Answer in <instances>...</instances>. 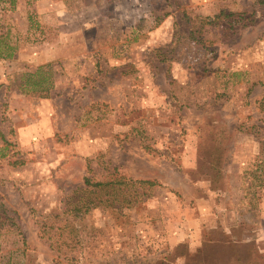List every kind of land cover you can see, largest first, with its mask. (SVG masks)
<instances>
[{"label":"rangeland","instance_id":"obj_1","mask_svg":"<svg viewBox=\"0 0 264 264\" xmlns=\"http://www.w3.org/2000/svg\"><path fill=\"white\" fill-rule=\"evenodd\" d=\"M0 54V264H264V0H0Z\"/></svg>","mask_w":264,"mask_h":264},{"label":"trees","instance_id":"obj_2","mask_svg":"<svg viewBox=\"0 0 264 264\" xmlns=\"http://www.w3.org/2000/svg\"><path fill=\"white\" fill-rule=\"evenodd\" d=\"M0 55H2V54H0ZM6 55H12V52H11V53H8V54H6ZM45 91H47V90H45ZM85 182H86V185H87V186H94V187H95V186H98V185H103V184H105V183L100 182V181H97V182H96V181H93L92 178H89V177H87V178L85 179ZM1 212H2V211L0 210V221L2 220ZM12 225H13V226H16V223H13ZM54 229H57V230H65L64 228L56 227V226H54L53 224H46L42 230H54ZM12 230H15L14 227H12Z\"/></svg>","mask_w":264,"mask_h":264}]
</instances>
